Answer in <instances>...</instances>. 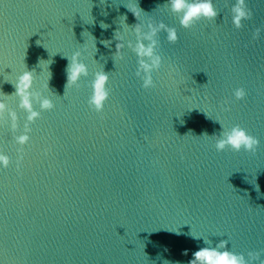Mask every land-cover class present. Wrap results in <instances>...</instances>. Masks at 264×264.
<instances>
[{
  "label": "water",
  "instance_id": "water-1",
  "mask_svg": "<svg viewBox=\"0 0 264 264\" xmlns=\"http://www.w3.org/2000/svg\"><path fill=\"white\" fill-rule=\"evenodd\" d=\"M166 3L0 0V97L18 124L13 133L7 112L0 121V150L12 161L0 170V264H189L207 246L192 235L264 260V0H246L253 16L239 30L235 0H213L215 20L190 29ZM136 6L141 22L162 21L179 37L155 38L163 63L150 89L127 47L139 23L127 7ZM77 51L88 75L66 89ZM101 69L110 95L97 113L87 101ZM26 70L55 107L29 125L18 151L27 114L14 83ZM240 87L247 95L236 100ZM221 124L245 128L256 151L217 152Z\"/></svg>",
  "mask_w": 264,
  "mask_h": 264
},
{
  "label": "clouds",
  "instance_id": "clouds-1",
  "mask_svg": "<svg viewBox=\"0 0 264 264\" xmlns=\"http://www.w3.org/2000/svg\"><path fill=\"white\" fill-rule=\"evenodd\" d=\"M167 9L176 16L179 24L184 29H190L195 24L202 20L214 21L218 15V11L213 4V0H167L165 4ZM134 16L139 20V23L132 27L135 35V43L131 40L127 42V47L131 49L137 57L136 76L142 81L144 89L154 87L153 73L161 68L163 58L156 51L157 35L163 31L166 33L169 44L177 43L179 37L175 27H169L164 22H156L149 18L145 22H141V14L144 13L138 6L135 8L127 7ZM231 23L237 30L241 29L244 21L252 18L253 12L248 7L246 0H235L230 9ZM123 21L126 17H122ZM127 25V24H125ZM128 26V25H127ZM107 27V25L102 26ZM129 27V26H128ZM262 29L256 28L253 33V39H259ZM119 31L116 32L115 38L119 41L116 45V57L123 58L122 53L125 47ZM108 45L109 41H104ZM96 48V47H95ZM67 66V84L66 89L77 86L81 77L88 75V66L81 61V53L75 52L70 58ZM43 70V69H42ZM50 77V72L48 73ZM34 76L33 71H24L14 83L16 92L15 96L19 100V108L26 115V123L24 131L20 135H15L13 138L15 143L20 146L18 151L22 150L30 141L31 129L30 124L34 123L40 117L41 111H50L55 105L52 100L40 93L33 92ZM109 75L103 69L94 73V78L91 81V95L88 98L90 109L97 113L103 112L105 104L109 99L110 90L108 87ZM48 87V85H46ZM247 93L244 88H236L233 91V96L236 100H243ZM34 102L38 103L40 111L35 110ZM5 112L8 113L10 119V127L13 133L18 130L17 115L15 111H10L3 97H0V121H3ZM222 125V124H221ZM222 132L219 136H215L214 147L217 152H223L225 149H230L234 152H255L260 141L251 135L245 128L239 124L231 128H225L222 125ZM12 163L11 158L0 150V170L9 168ZM193 238L199 239L203 237L206 247L199 248L192 254V259L189 264H264V260H260L259 256L253 257V253H248L246 257L243 253H236L228 248V240H221L215 246L204 236L192 235Z\"/></svg>",
  "mask_w": 264,
  "mask_h": 264
}]
</instances>
